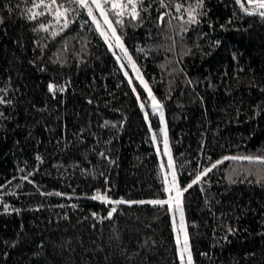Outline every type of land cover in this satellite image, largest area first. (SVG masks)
<instances>
[{"label": "trees", "instance_id": "trees-1", "mask_svg": "<svg viewBox=\"0 0 264 264\" xmlns=\"http://www.w3.org/2000/svg\"><path fill=\"white\" fill-rule=\"evenodd\" d=\"M99 1L0 0V264H180L167 156L192 263L264 264V8Z\"/></svg>", "mask_w": 264, "mask_h": 264}, {"label": "rangeland", "instance_id": "rangeland-1", "mask_svg": "<svg viewBox=\"0 0 264 264\" xmlns=\"http://www.w3.org/2000/svg\"><path fill=\"white\" fill-rule=\"evenodd\" d=\"M107 1H109V0H107ZM99 2H102V1H99ZM114 2H116V0H114ZM249 3H250V6L247 7L248 10L252 11V10L259 9L258 6H257L258 5L257 3H255V2H249ZM103 18H104V21H105L106 17L104 15H103ZM97 25L100 28V30H102L101 29V25L99 23H97ZM106 26H107V31H104L105 39L107 41H109V42L114 40L116 45H118V44L122 45V47H119V46H117V47H118L119 52L126 57L125 50H124V45H123L120 37L117 36L116 34H113L112 27H110L108 22H107ZM108 33H110L111 36H107ZM117 37L119 38V40H117ZM111 46H112V44H111ZM126 60L128 61L127 63L131 67L132 72L135 75V78L144 87V85L147 84V83L144 80L142 74L138 72V70H137V68H136V66H135V64H134V62L132 60L130 61L128 59V57H126ZM147 86H148V84H147ZM145 89H146V93H147L149 106L158 115L160 129L162 130V132L165 135L166 134L165 133V118H164L163 107H162L161 103L154 97L150 87L148 86ZM149 93H151V94H149ZM153 97L155 98V100H153ZM156 103H158L159 107L155 106ZM165 145H166V143H165ZM166 148H167V150H166ZM166 148L164 147V151L165 152L168 151V147L167 146H166ZM160 163H161L162 172H163V175H164V182H165L166 189L172 188L173 173H175L172 160H171V158H168V156H167V160H164L163 158L160 157ZM170 164H171V167L169 166ZM175 183H176V186L178 187L176 173H175ZM167 192H168L167 200H169L170 197H175L176 196L175 188H172L171 192H169V191H167ZM180 200H181V197H180ZM169 209H170V213H171V219H172V222H173L174 234H175V239H176V244H177V251H178V254H179V258H180V264H188V256L190 254L188 235H187L188 251L183 253L184 259H183V261H181V249H182L183 243H184V233L186 232V225H185L184 215H183L184 229H183V231H181V229H180V213L178 211H176L174 201L172 202L171 205L169 204ZM178 238H179V241H180L179 244L177 243V239ZM191 264H193L192 263V257H191Z\"/></svg>", "mask_w": 264, "mask_h": 264}, {"label": "snow or ice", "instance_id": "snow-or-ice-1", "mask_svg": "<svg viewBox=\"0 0 264 264\" xmlns=\"http://www.w3.org/2000/svg\"><path fill=\"white\" fill-rule=\"evenodd\" d=\"M41 2H43V0H41ZM70 2H74V3H77L79 4L81 7H88V0H70ZM249 2H255L258 4V7L260 8H264V0H249ZM53 3H55V0H53ZM92 3L96 4V6L98 8H100V3H99V0H92ZM129 3H132V0H129ZM37 7L39 5H36ZM113 8H116L118 5L116 4H113L112 5ZM68 9H64V12H58L57 13V16H61V15H64L65 12H67ZM101 11L103 12V9L101 8ZM90 16L92 15V12L91 10L89 9V13H88ZM35 15L36 14H33V16L31 18H35ZM137 15V12H136V9H135V6H133V9H132V16L135 18V16ZM261 15H264V13H261ZM93 19H95V17H93ZM105 22L107 23V17L105 18ZM43 27V25L41 26ZM65 27H67V24H65ZM113 34L114 31H113ZM117 40H119V38L117 37ZM117 46L119 47H122V45L118 44ZM50 90L53 89V86L50 85ZM145 88H147V84L144 85ZM151 94V93H149ZM153 100H155V98L153 97ZM4 101L0 100V103H3ZM156 107H159L158 103L155 104ZM165 143H166V140H165ZM225 159H229V157H225ZM231 159H248V160H251L252 157H231ZM221 163V161H217V164ZM171 167V164L169 165ZM216 165L214 164L212 167H215ZM211 169H207L204 173H202L201 175H205L207 171H210ZM201 179V176L198 175L196 176V179L192 181L193 184L197 183V181H199ZM189 187H191V185H189ZM172 188H175L176 190V196L175 197H170L169 200L165 201V200H157V201H148V203H154V204H165V203H168V204H172V202L174 201L175 203V209L176 211H178L180 213V229L181 231H183L184 229V224H183V208H182V205H181V200H180V196L182 195V190L180 188H178L176 186V183H175V173H173V181H172ZM172 188H169V189H166L167 191L171 192ZM187 189H183V191H186ZM93 199H101V200H107V197L106 196H101V195H97V196H94L92 197ZM122 201H115V203H121ZM139 203H144V201H140ZM112 211L114 212L115 209H112ZM109 215H111V212L109 213ZM177 243L179 244L180 241H179V238L177 239ZM188 251V243H187V233L185 232L184 233V243H183V247L181 249V261H183L184 257H183V253L184 252H187ZM188 264H191V255L189 254L188 256Z\"/></svg>", "mask_w": 264, "mask_h": 264}]
</instances>
